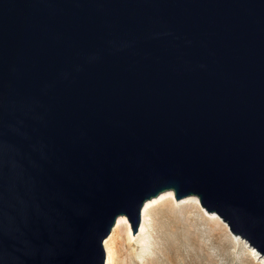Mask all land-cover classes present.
<instances>
[{"label": "water", "instance_id": "obj_1", "mask_svg": "<svg viewBox=\"0 0 264 264\" xmlns=\"http://www.w3.org/2000/svg\"><path fill=\"white\" fill-rule=\"evenodd\" d=\"M167 190L264 257V0H0V264H105Z\"/></svg>", "mask_w": 264, "mask_h": 264}, {"label": "rangeland", "instance_id": "obj_2", "mask_svg": "<svg viewBox=\"0 0 264 264\" xmlns=\"http://www.w3.org/2000/svg\"><path fill=\"white\" fill-rule=\"evenodd\" d=\"M172 192L149 207L135 234L127 215L128 223L112 230L105 241L113 264H264L219 215L213 213L219 217L215 222L204 207Z\"/></svg>", "mask_w": 264, "mask_h": 264}, {"label": "bare ground", "instance_id": "obj_3", "mask_svg": "<svg viewBox=\"0 0 264 264\" xmlns=\"http://www.w3.org/2000/svg\"><path fill=\"white\" fill-rule=\"evenodd\" d=\"M168 191H169V194H170L171 196H174V194H173V192H172L173 190H168ZM166 195H167V194H166V191H165V192L160 193L159 196H156V197H153V198L147 200V201L145 202L144 206H143V209H142V217H143V218L145 217L147 211L149 210V207H150L153 203L162 200ZM182 201H183V202H186V201H193V202H195L199 207H203V206L201 205L200 200H199V198H198L197 196H195V197H194L193 195H191V196H187V197H184ZM210 213H212V214H210V215L212 216V220H213V221L216 222V221L219 220V217H217V215L213 214V212H210ZM125 222L128 223V221H127L125 215H120V216H118L117 221H116V224H115V226H114L113 229H112V230H113V233H115V232H116V231H117V230H118V229H119V228H120ZM131 230H132V229H131L130 224H129V229H128V236H129L128 239H129V240H131V238H133V235L130 233ZM111 238H112V237H111ZM237 238H238V237H237ZM104 248H105V252H106V262H105V264H113V262H112V254H111V250H110V246H109V239L106 240V241L104 242ZM252 250L254 251V248H252ZM254 252L257 254V257H259V259H261V261L264 263V257H261L257 251H254Z\"/></svg>", "mask_w": 264, "mask_h": 264}]
</instances>
